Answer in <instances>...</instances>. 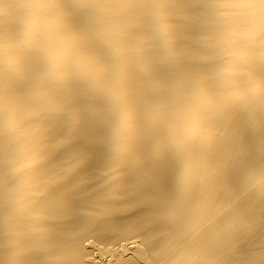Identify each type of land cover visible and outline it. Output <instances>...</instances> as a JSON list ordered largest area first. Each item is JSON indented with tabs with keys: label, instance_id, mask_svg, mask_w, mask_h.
<instances>
[{
	"label": "clouds",
	"instance_id": "9594fccd",
	"mask_svg": "<svg viewBox=\"0 0 264 264\" xmlns=\"http://www.w3.org/2000/svg\"><path fill=\"white\" fill-rule=\"evenodd\" d=\"M174 0H0V264H29L48 232V197L75 171L74 158L47 167L59 145L38 117L59 108L74 81L114 104L115 148L133 154L141 135L131 88L151 59L178 60ZM72 9L90 22L87 36ZM203 52L210 67L173 92V104L150 120L148 133L172 150L191 178L214 124L244 112L264 128V0H206ZM35 69L29 75V69ZM247 190L264 195V162L249 168Z\"/></svg>",
	"mask_w": 264,
	"mask_h": 264
},
{
	"label": "bare ground",
	"instance_id": "6f19581e",
	"mask_svg": "<svg viewBox=\"0 0 264 264\" xmlns=\"http://www.w3.org/2000/svg\"><path fill=\"white\" fill-rule=\"evenodd\" d=\"M205 2L174 0L177 48L187 54L153 58L133 75L141 125L133 154H117L113 101L83 82H72L59 108L38 117L49 143L59 145L47 167L69 158L78 166L50 190L48 232L34 242L29 264H264V195L247 190L249 168L264 162V128L254 131L244 112L220 118L191 178L148 133L177 86L210 67L192 55L203 52ZM69 11L87 36L89 20Z\"/></svg>",
	"mask_w": 264,
	"mask_h": 264
}]
</instances>
